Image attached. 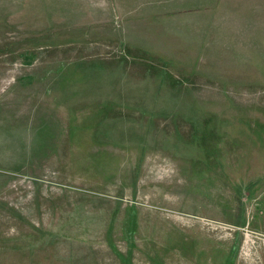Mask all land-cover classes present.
Here are the masks:
<instances>
[{
	"label": "rangeland",
	"instance_id": "rangeland-1",
	"mask_svg": "<svg viewBox=\"0 0 264 264\" xmlns=\"http://www.w3.org/2000/svg\"><path fill=\"white\" fill-rule=\"evenodd\" d=\"M69 2L0 0V264H264V0Z\"/></svg>",
	"mask_w": 264,
	"mask_h": 264
},
{
	"label": "crops",
	"instance_id": "crops-1",
	"mask_svg": "<svg viewBox=\"0 0 264 264\" xmlns=\"http://www.w3.org/2000/svg\"><path fill=\"white\" fill-rule=\"evenodd\" d=\"M75 1V0H74ZM118 22L169 21L181 17V22L205 24L215 21L216 0H91ZM73 0L65 6L71 8ZM105 15V12L103 13ZM179 19V18H177ZM104 20V19H103ZM171 21V20H170Z\"/></svg>",
	"mask_w": 264,
	"mask_h": 264
}]
</instances>
